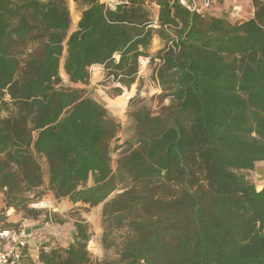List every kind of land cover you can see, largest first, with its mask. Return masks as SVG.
Segmentation results:
<instances>
[{
  "label": "trees",
  "instance_id": "1",
  "mask_svg": "<svg viewBox=\"0 0 264 264\" xmlns=\"http://www.w3.org/2000/svg\"><path fill=\"white\" fill-rule=\"evenodd\" d=\"M72 1L74 31L69 0H0V191L8 208L47 193L75 211L102 206L106 257L92 260L79 217L66 246L19 264H264V187L250 177L264 162V0L237 23L179 0ZM141 57L159 61L168 104L130 101L113 169L120 124L60 71L86 86L101 67L123 97Z\"/></svg>",
  "mask_w": 264,
  "mask_h": 264
},
{
  "label": "rangeland",
  "instance_id": "2",
  "mask_svg": "<svg viewBox=\"0 0 264 264\" xmlns=\"http://www.w3.org/2000/svg\"><path fill=\"white\" fill-rule=\"evenodd\" d=\"M119 0H103L110 7L117 4ZM70 2V11L73 20L72 30H76L78 17L81 14V8L78 7L72 0ZM157 11V7H154ZM214 14L216 16L226 17L229 21L237 23L250 19L254 14L253 0H213L211 6L203 9V12ZM164 48V42L159 37H155L151 55H156ZM159 61L149 62L144 68H140L137 82L127 92L128 95L117 97L113 95L114 83L105 81V73L101 67L91 68V78L88 85H72L68 81L63 67L61 75L65 85L76 88H84L87 95L97 102L101 103L111 116L120 124V132L116 142L112 144L114 149L112 153V167L116 168V160L122 149H117L122 146L131 136L129 118L130 101L135 99L139 105H147L154 111H159L162 105H167L168 101L162 102L160 98L162 90L154 79V69ZM126 93V94H127ZM252 181L257 188L264 187V162L257 164L255 171L250 175ZM45 202L49 205L47 208H34V203ZM4 205L3 207H5ZM15 209V208H14ZM27 209H35L37 213H30L29 210L18 208L12 211L14 222L11 224L13 231L23 233L26 236L27 247L25 254L29 257L38 258L40 251L44 248L43 245L53 242L56 245H67V242L72 240L75 219L82 217L91 225L92 240L88 245V250L93 261H101L106 257V253L101 245L102 228H101V212L102 206L91 209L90 211H75L72 210L67 202L55 199L51 194H46L44 198L33 201L28 205ZM4 210V208H3ZM63 221V222H61ZM3 222V221H1ZM1 229V228H0ZM31 234V235H30ZM32 240V242H30ZM48 250L49 247L44 248ZM33 258V257H32Z\"/></svg>",
  "mask_w": 264,
  "mask_h": 264
},
{
  "label": "built area",
  "instance_id": "3",
  "mask_svg": "<svg viewBox=\"0 0 264 264\" xmlns=\"http://www.w3.org/2000/svg\"><path fill=\"white\" fill-rule=\"evenodd\" d=\"M179 2L190 12L202 13L203 9L211 6L213 0H179ZM149 62V58L141 57L139 60L140 68H144ZM32 206L47 208L49 205L43 200V202L34 203ZM26 247L27 240L23 233L13 230H0V264H19L25 257Z\"/></svg>",
  "mask_w": 264,
  "mask_h": 264
},
{
  "label": "crops",
  "instance_id": "4",
  "mask_svg": "<svg viewBox=\"0 0 264 264\" xmlns=\"http://www.w3.org/2000/svg\"><path fill=\"white\" fill-rule=\"evenodd\" d=\"M103 1V0H101ZM80 16L78 17V21L77 24L80 20ZM76 24V27H77ZM74 31V30H72ZM94 68V67H93ZM4 205H6L5 201H4V195L3 193H1L0 191V230H11L12 229V223L14 222V216H12V211L15 210L14 208H8V207H3ZM4 208V210H3ZM35 208V207H34ZM3 221V222H1ZM31 235V234H30ZM30 242H32V240H30ZM34 258V256H32Z\"/></svg>",
  "mask_w": 264,
  "mask_h": 264
},
{
  "label": "water",
  "instance_id": "5",
  "mask_svg": "<svg viewBox=\"0 0 264 264\" xmlns=\"http://www.w3.org/2000/svg\"><path fill=\"white\" fill-rule=\"evenodd\" d=\"M257 190H258V191H261L262 189L258 187Z\"/></svg>",
  "mask_w": 264,
  "mask_h": 264
}]
</instances>
